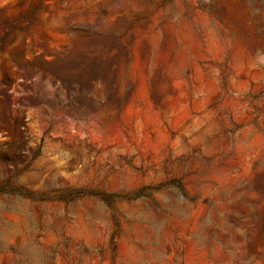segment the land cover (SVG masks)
Wrapping results in <instances>:
<instances>
[{
  "label": "rangeland",
  "instance_id": "374dc122",
  "mask_svg": "<svg viewBox=\"0 0 264 264\" xmlns=\"http://www.w3.org/2000/svg\"><path fill=\"white\" fill-rule=\"evenodd\" d=\"M0 264H264V0H0Z\"/></svg>",
  "mask_w": 264,
  "mask_h": 264
}]
</instances>
